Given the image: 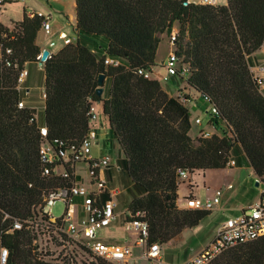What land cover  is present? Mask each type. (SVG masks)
Returning <instances> with one entry per match:
<instances>
[{
    "label": "trees",
    "instance_id": "1",
    "mask_svg": "<svg viewBox=\"0 0 264 264\" xmlns=\"http://www.w3.org/2000/svg\"><path fill=\"white\" fill-rule=\"evenodd\" d=\"M42 19L25 13L11 28L0 23V46L11 51V66L0 63V257L1 249L7 250L0 264H40L25 228L12 225L37 215L48 191L75 178L69 169V179L42 175L39 147L47 142L57 155L78 146L90 129V102H100L107 118L105 142L122 157L119 181L127 210L143 213L150 243H168L209 213L178 207V169L188 172L191 191L194 176L226 168L233 154L264 184V93L250 71L252 54L264 45V0H226L225 5L75 0V41L42 65L46 137L39 133L36 111L17 107L16 88L18 71L38 63L35 41ZM174 24L172 48L178 64L187 68L186 77L176 76L181 91L188 89V95L216 109L209 125L222 127L220 135L191 138L187 108L152 73L160 35L167 31L170 43ZM108 57L120 64L106 65ZM99 75L108 85L100 96ZM209 264H264V236L225 250Z\"/></svg>",
    "mask_w": 264,
    "mask_h": 264
},
{
    "label": "built area",
    "instance_id": "2",
    "mask_svg": "<svg viewBox=\"0 0 264 264\" xmlns=\"http://www.w3.org/2000/svg\"><path fill=\"white\" fill-rule=\"evenodd\" d=\"M19 1L23 0H0V8ZM197 4L217 5V0H200ZM42 17L41 29L49 34L51 30L49 18ZM175 37V33L170 34L171 47L174 44ZM62 39L64 45L75 41V39L66 35H62ZM50 46H53V43ZM261 48H264V45ZM10 53L9 48L0 46V63H3L6 67L11 66L7 58ZM40 56L41 53L38 56V65L42 67L39 64ZM104 63L112 66L120 64L118 59L110 57L106 58ZM161 64L162 67L166 68L169 76L176 78V76L186 77L187 75V68L178 64L173 48ZM250 71L259 87L264 84V63L251 67ZM138 73L150 77L147 72L138 71ZM26 77L27 70L25 68L20 69L17 75L16 87L20 95L24 92L23 83ZM179 93L177 98L181 102L188 101L184 93L181 91ZM41 94L42 100H44V92L42 91ZM96 103L100 104V102ZM94 104L90 102L87 112L90 129L78 146L72 145L68 150H60L57 155L47 142H43L39 147L40 160L43 164L42 175L48 176L53 172L69 179L66 170L69 169L72 170L75 178L70 180L66 186L48 191L43 197L41 211L37 215L29 217L23 222L18 220L13 222L12 229L25 228L27 231L36 260L40 264H100V261L109 264H128L129 259L132 258L129 246L119 243H107L98 236L100 231L108 228L119 217L120 213L117 212L118 203L115 197L121 189L112 186L106 175L113 168H117L119 171L120 167L113 163L108 155L97 158L91 155V145L97 139V132L93 127V122L97 119ZM207 106L211 116L216 113L215 108L210 107V105ZM17 107L19 109L26 107L21 98L17 103ZM34 119L36 122V114ZM195 122L201 123L199 119ZM38 129L40 135L46 137V127L44 125L38 126ZM213 134L205 129L201 130L199 137L209 138ZM78 164L87 165L86 169H83L80 174L77 170ZM234 165L235 161L232 159L227 163V167ZM177 176L178 181H188L189 178L188 172L184 169H178ZM227 188H232V185L229 184ZM220 194L221 189H218L212 200L186 196L183 198V208L181 209L210 211L219 203ZM58 201L64 204V210L60 216L55 217L51 212V207ZM123 216L124 227L136 235L135 244L142 248L141 257L150 264H166L160 260L161 245L157 242L150 243L148 240V225L142 219L143 213L137 212L131 215L126 210L123 212ZM261 236H264V193L261 194L260 199L255 204L242 210L239 215L228 218L218 228L213 240L201 251L190 259L177 264H209L225 250L252 242ZM6 256L7 250L1 249L0 258L2 263L5 262Z\"/></svg>",
    "mask_w": 264,
    "mask_h": 264
},
{
    "label": "crops",
    "instance_id": "3",
    "mask_svg": "<svg viewBox=\"0 0 264 264\" xmlns=\"http://www.w3.org/2000/svg\"><path fill=\"white\" fill-rule=\"evenodd\" d=\"M196 3H199L200 0H190ZM226 0H217V5H225ZM31 16L33 13L37 15H42L44 17L49 18V23L51 26V30L49 34H46L41 28L37 33L36 36V45L39 47L40 52L44 49H48L50 54L58 52L64 46L62 35H66L69 38L75 39L76 37V29H75V0H23L20 2H14L7 4L0 8V23L6 27L11 28L13 22H18L23 19L24 14ZM43 32V33H42ZM178 32V25L174 24L172 27L171 33ZM51 36H46L50 35ZM165 34H161L160 38L163 41ZM53 43V46L50 44ZM155 60H157V55L155 56ZM252 60V67L259 63H264V48H260L251 56ZM162 63V62H161ZM36 63H30V66L35 65ZM27 65L24 68L27 70ZM156 66V64H155ZM42 70V67H41ZM40 70V71H41ZM43 72V70H42ZM153 73V70H152ZM156 76V74L153 73ZM42 77V91H43V73ZM157 77V76H156ZM32 80L30 77V72L27 70V77L23 83L24 92L20 95L21 99L24 101L25 106L27 108L34 109L37 115V108L33 106L28 100V94L31 92L32 88ZM161 84V83H160ZM174 84V83H173ZM162 88L172 97H175L174 91L179 90V86L173 85L174 88L167 89L163 84H161ZM176 86V87H175ZM260 90L264 93V84L260 86ZM180 91V90H179ZM186 96H190V99H187L190 103H195L198 106H202L203 108L207 105L201 99H197L195 95H188L184 93ZM28 100V101H27ZM203 102V103H202ZM43 110L44 106H41L40 117L39 119L36 118V123L38 126H43ZM101 111V107L99 109ZM93 127L96 129L97 132V139L96 142L93 144L99 143L98 139L100 136L104 135L107 140L108 138V122L107 120L96 119L93 122ZM220 135V133H218ZM102 147V151H104L105 144L109 145L110 143L104 142ZM93 146V145H92ZM93 148V147H92ZM119 154V153H118ZM91 155L94 157L92 149ZM108 155L106 153H101L100 156ZM96 156L94 158L100 157ZM110 156V155H108ZM111 157V156H110ZM240 163H236L234 166H228L224 169L219 170H206L199 174L198 176L193 177V181L195 182L196 186L190 191L187 187H180L183 189L184 192L182 193L183 196H192L196 198L199 197V190L197 187L198 182L203 183L206 187L208 193L205 195L204 199L212 200L218 189H221V194L219 195V203L215 205V207L209 211L208 215L205 216L196 226L192 228H185L182 230L176 237L170 240L168 243L161 246L160 250V260L162 263L166 264H177L182 263L192 256L197 254L201 251L207 244H209L218 228L230 217L237 216L241 213L242 210L246 209L250 205L255 204L259 199L262 193H264V184L258 183L255 185V181H259L257 177L254 175L251 167H249L247 161L243 159L241 156ZM113 163L120 167L118 164V160L115 161L111 157ZM231 159L235 161V157L231 154ZM243 168L248 170V177L241 183L237 185L233 184V181L236 177H238V173ZM120 170L118 171L117 168H113L110 172H107V178L109 179L110 183L114 187V179L116 175H119ZM79 177V176H78ZM119 179V178H118ZM118 183V180H116ZM231 184L232 188L228 189L227 186ZM255 185L256 188L253 187ZM120 188V187H119ZM125 188H121L120 193L115 197L118 203L117 212L120 213L117 220L112 223L108 228L104 229L107 230V234L105 239L99 236L103 241L107 243H119L125 244L131 248L132 258L129 259V263L138 264L139 262H143L147 264L145 259L141 257L142 248L135 244L136 235L130 231H128L123 225V212L127 210V206L125 203V199H122V202L125 203V207L121 208L120 200L121 197L125 198L126 196ZM125 195V196H123ZM177 205L179 208L182 207V202H178ZM219 217L220 219L218 222H215V217ZM114 230H120L124 232L123 237L119 240L115 239L113 235L110 233ZM130 235V236H128ZM134 248L138 249V254L135 256L133 250Z\"/></svg>",
    "mask_w": 264,
    "mask_h": 264
},
{
    "label": "rangeland",
    "instance_id": "4",
    "mask_svg": "<svg viewBox=\"0 0 264 264\" xmlns=\"http://www.w3.org/2000/svg\"><path fill=\"white\" fill-rule=\"evenodd\" d=\"M163 34H165L164 39H163V41L159 42L158 48L156 51L157 60H155L156 66L153 68V73L156 74L157 77L155 75L154 76L158 79V81L161 84H163L165 87H168L167 89H169V87L173 89L174 88L173 85L175 84V85L179 86V90L181 91L184 89V86H183V83L181 82V80H179L178 78L169 76L166 68L162 67V64H161V62H164L166 60L169 52L172 51V47L169 43L168 32L165 31ZM51 35L52 34L46 35V36H51ZM27 70L30 72V77H31V80L33 81L32 85H31L32 86L31 92L28 94L27 98H28L29 102L37 108L36 118L39 119L41 106L43 105V100L41 97V95H42L41 94L42 93V77H41V75L43 72L41 70V67L38 65V63H36L33 66H30V63H28ZM107 87H108V85L106 83L103 86V88H104L103 93H106ZM179 90L174 91L175 97H178V95L180 94ZM185 91H186V93H189L188 89H186ZM191 97H192V94H191ZM195 97L197 99H199V97H197V96H195ZM182 103L187 108V110L189 112V120H190V124H191L189 135L191 138L195 139V138L199 137L201 130H205V129L211 131L212 133H221L222 132L221 131L222 127H221V129H217L212 123H211V126L209 125V122L211 121L212 116L210 115V112L208 110L209 109L208 106L207 107L205 106L203 108L202 106H198L195 103L194 104L190 103V102H182ZM100 107L101 106L99 103L94 104V108L97 112L98 119L106 121L107 118L99 110ZM197 119H199L201 121L200 124L195 122ZM104 139H106V138L104 135H102L98 139V141H99L98 145L97 144H92L93 146L91 145V149H92L94 157L100 156L101 153L104 152V153L110 155L115 161H117L119 158H122L119 156L118 149L115 146L111 147L110 145L105 144L104 151H102L103 150L102 147L104 145L103 143L105 142ZM86 167H87L86 164H78V166H77L78 173L80 174V172H82L83 169H86ZM247 177H248V170L246 168H243L242 170L239 171L238 177H236L234 179L233 184L237 185L238 183L243 182ZM118 178H119V175H116V178L114 179V184H115V186H119L121 189L122 185L120 184V181ZM116 180H118V183H115V182H117ZM184 186L188 188L187 181H180V184L178 186V191H177L179 203L182 202L183 198L185 197L182 195L184 190L180 189V187H184ZM197 187L199 190V197L204 198L205 195L208 193L206 187L204 186L203 183H200V182H198ZM253 187L256 188L255 185H253ZM123 196H125V195H123ZM122 199L126 200V196H125V198L121 197V200H120L121 208L125 207V203L122 202ZM63 210H64V204L60 201L55 202L53 204V206L51 207V212H52L53 216H55V217L60 216L63 213ZM214 219H215V222H218V220L220 218L216 216ZM107 233H108L107 230H102L98 233V236H101L102 238L105 239ZM110 234L113 235V237H115V239L120 240L123 237V234H125V233L120 231V230H114ZM128 236H130V235H128ZM133 252L136 256L138 254V249L134 248ZM130 264H133V263H130ZM138 264H144V263L139 262ZM147 264H150V263L147 262ZM152 264H156V263H152Z\"/></svg>",
    "mask_w": 264,
    "mask_h": 264
},
{
    "label": "water",
    "instance_id": "5",
    "mask_svg": "<svg viewBox=\"0 0 264 264\" xmlns=\"http://www.w3.org/2000/svg\"><path fill=\"white\" fill-rule=\"evenodd\" d=\"M49 54H50V51L48 49H44L42 52H41V56H40V62L39 64L40 65H43V63L46 61V59L49 57ZM103 75H99L98 77V87L96 89V94L98 96L102 95L103 93ZM259 181H255V185H258Z\"/></svg>",
    "mask_w": 264,
    "mask_h": 264
}]
</instances>
